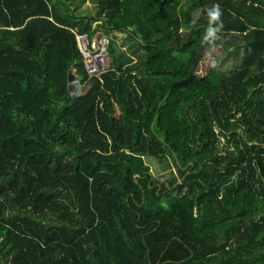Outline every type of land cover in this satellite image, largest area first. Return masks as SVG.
<instances>
[{"label":"trees","instance_id":"trees-1","mask_svg":"<svg viewBox=\"0 0 264 264\" xmlns=\"http://www.w3.org/2000/svg\"><path fill=\"white\" fill-rule=\"evenodd\" d=\"M80 1L0 0V264H264V0Z\"/></svg>","mask_w":264,"mask_h":264},{"label":"rangeland","instance_id":"rangeland-1","mask_svg":"<svg viewBox=\"0 0 264 264\" xmlns=\"http://www.w3.org/2000/svg\"><path fill=\"white\" fill-rule=\"evenodd\" d=\"M73 1L76 2L78 0ZM94 9L95 4L92 2V0H82L80 1V3H78V6L75 10L80 13L91 14ZM96 28H98L99 32H104L109 36V38L114 39L116 44L121 43V38L125 35V32H120L112 28H109L106 32L101 30L99 27ZM218 41L220 42L219 38L215 36L212 37L208 42L206 51L197 66V73H204L208 66L214 61L227 68L228 66H230V64L237 60V55H230V53H227L225 50H221ZM82 89L83 87L80 90ZM115 110L117 112V108H115ZM145 159L150 166L151 174L155 175L157 173V176L160 179H162L163 175L167 174L169 171L174 174L177 173L173 160L169 155H167L160 161H158L155 157H146ZM177 181H179V179Z\"/></svg>","mask_w":264,"mask_h":264},{"label":"built area","instance_id":"built-area-1","mask_svg":"<svg viewBox=\"0 0 264 264\" xmlns=\"http://www.w3.org/2000/svg\"><path fill=\"white\" fill-rule=\"evenodd\" d=\"M74 37L84 69L88 75H97L108 68L109 36L104 32L75 31Z\"/></svg>","mask_w":264,"mask_h":264},{"label":"clouds","instance_id":"clouds-1","mask_svg":"<svg viewBox=\"0 0 264 264\" xmlns=\"http://www.w3.org/2000/svg\"><path fill=\"white\" fill-rule=\"evenodd\" d=\"M208 16L210 18V22L218 21L221 16L219 5H214L212 9L209 10ZM217 31V28L209 27L205 39H208L209 37H215Z\"/></svg>","mask_w":264,"mask_h":264},{"label":"crops","instance_id":"crops-1","mask_svg":"<svg viewBox=\"0 0 264 264\" xmlns=\"http://www.w3.org/2000/svg\"><path fill=\"white\" fill-rule=\"evenodd\" d=\"M82 6V5H81ZM80 6V7H81ZM80 13V12H79ZM96 22H98V19H96V21H92V23H91V27L89 28V29H87V31H89V33H99V30H98V28H96V26H95V23ZM95 28V29H92V28ZM114 47V46H113Z\"/></svg>","mask_w":264,"mask_h":264},{"label":"water","instance_id":"water-1","mask_svg":"<svg viewBox=\"0 0 264 264\" xmlns=\"http://www.w3.org/2000/svg\"><path fill=\"white\" fill-rule=\"evenodd\" d=\"M113 46H114L115 50H116V51H118V49H117V47H116V44H115V43H113ZM68 84H69V86H70V76H68Z\"/></svg>","mask_w":264,"mask_h":264}]
</instances>
